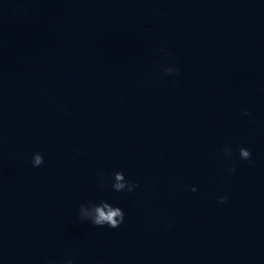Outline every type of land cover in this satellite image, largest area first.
I'll return each instance as SVG.
<instances>
[{
	"label": "water",
	"instance_id": "95a60500",
	"mask_svg": "<svg viewBox=\"0 0 264 264\" xmlns=\"http://www.w3.org/2000/svg\"><path fill=\"white\" fill-rule=\"evenodd\" d=\"M0 264H264V0H0Z\"/></svg>",
	"mask_w": 264,
	"mask_h": 264
},
{
	"label": "clouds",
	"instance_id": "9594fccd",
	"mask_svg": "<svg viewBox=\"0 0 264 264\" xmlns=\"http://www.w3.org/2000/svg\"><path fill=\"white\" fill-rule=\"evenodd\" d=\"M178 73V69L174 70ZM240 155L244 158V159H249L250 158V153L249 151H246L244 149H240ZM42 162V157L40 155H36L35 156V162L33 164L34 167H37L41 164ZM226 199L225 198H222L221 199V203L224 202V200ZM120 215V213L117 211V212H110L107 216H105L103 213L100 214V218L97 219L95 221L96 224H101L103 223L104 221H107L113 228H116L117 227V221L114 219V217Z\"/></svg>",
	"mask_w": 264,
	"mask_h": 264
}]
</instances>
